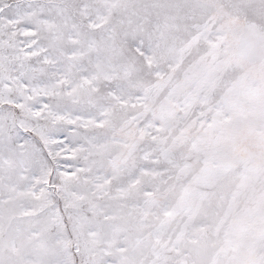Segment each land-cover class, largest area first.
Wrapping results in <instances>:
<instances>
[{"label":"snow or ice","instance_id":"snow-or-ice-1","mask_svg":"<svg viewBox=\"0 0 264 264\" xmlns=\"http://www.w3.org/2000/svg\"><path fill=\"white\" fill-rule=\"evenodd\" d=\"M0 264H264V0H0Z\"/></svg>","mask_w":264,"mask_h":264}]
</instances>
